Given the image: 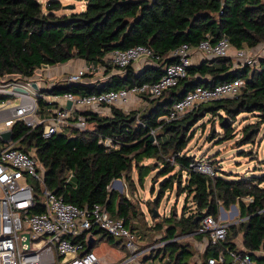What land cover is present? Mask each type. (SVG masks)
<instances>
[{"label": "trees", "instance_id": "trees-1", "mask_svg": "<svg viewBox=\"0 0 264 264\" xmlns=\"http://www.w3.org/2000/svg\"><path fill=\"white\" fill-rule=\"evenodd\" d=\"M61 8L56 0L48 1L44 8L39 0H0V81L14 76L30 79L42 66L62 65L74 59L107 65L104 58L112 51L138 45L151 48L159 57L155 66L139 73H134L130 65L123 75H112L100 84L59 81L39 91L43 96H91L155 83L172 62L169 53L183 44L195 47L206 39L214 44L225 37L230 50L237 51L264 43V0H86L84 11L57 15ZM235 80L244 83L236 97L202 104L174 121L162 120L188 92ZM148 102L144 110L128 113L111 106V117L80 111L76 116L85 118V130L69 127L49 139L41 137V128L30 130L15 123L11 127L12 146L32 154L43 167L47 190L78 208L104 205L112 218L122 220L140 240L135 222L138 216L143 218V213L135 209L128 196L110 190L111 183L124 179L133 194L131 173L136 171L137 183L143 187L154 168L155 175L163 180L158 183L154 210L149 211L151 218L166 192L176 187L179 196L184 194L185 203L193 209L185 207L180 217L171 213L162 224L147 225L163 229V236L140 248L160 245L142 256V263L166 260L165 264H196L193 258L197 256L205 264L207 258L217 256L221 246L209 245L200 254L193 240L200 241L202 236L190 235L200 231L204 218L217 220L220 206L227 209L237 204L241 221L229 225L223 245L236 251L235 241L240 237L243 250L239 253L264 264V173L232 179L230 173L209 161L215 174L210 177L193 172L190 164L194 158L184 153L191 130L206 116L218 118L223 131L221 142L233 137V123L240 114L257 117V125L264 123V59L242 68L236 67L234 56L206 60L189 67L176 87ZM38 103L42 112L44 100L38 99ZM252 128L248 125L242 129L240 146L254 142ZM105 141H110L111 147H105ZM5 146L0 140V148ZM144 160L156 163L144 165ZM92 234L117 247L121 244L100 230ZM92 248L85 244L84 252ZM260 252L263 256H258ZM130 256L125 255L124 260Z\"/></svg>", "mask_w": 264, "mask_h": 264}, {"label": "built area", "instance_id": "built-area-1", "mask_svg": "<svg viewBox=\"0 0 264 264\" xmlns=\"http://www.w3.org/2000/svg\"><path fill=\"white\" fill-rule=\"evenodd\" d=\"M230 48L231 45L225 37L214 44L210 39L201 41L195 47L183 44L169 53L168 59L172 62L166 66L165 73L155 83L91 96L66 94L47 98L39 93L34 78L25 79L24 84H0V95L17 100V104L12 107L9 103L2 102L5 106L0 111L8 113L3 131L11 130L15 123H22L30 130L41 128V137L49 139L69 127L85 130V118L76 116V113L101 106L125 104L131 97L137 100L159 99L166 90L176 87L186 77L188 68L192 66L191 56L194 52H201L210 60L227 57ZM251 51L252 49L246 48L236 51V67L255 65L256 57ZM158 60L159 57L152 49L144 45L114 50L109 54V64L119 71L120 75L124 73L125 68L135 63L155 66ZM106 69L107 65L90 64L66 75L60 82L81 84L88 75H101ZM53 83L47 88L52 87ZM243 86V81L235 80L212 89L198 87L174 103L169 114L162 120L174 121L202 104L234 98L240 94ZM38 99H43L44 104H47L46 114L41 112ZM9 101L10 98L6 102ZM67 102H71L70 109L66 108ZM55 104L57 106H50ZM103 144L105 147H111L110 141ZM5 145L0 148V264H133L137 257L157 247L140 251V236L126 228L122 220L112 218L104 205L78 208L65 203L61 197L47 190L44 185V169L32 154L15 149L12 142ZM190 169L210 177L215 175L212 166L201 159H194ZM35 208H42V211L31 212ZM229 225L219 218L214 220L212 217H206L202 221L200 231L190 235L202 236L203 241L197 244L200 246L197 249L200 254H203L209 245L221 246L217 256L207 258L205 264H223L226 257H229L230 264H258L249 254L233 251L223 245ZM96 229L113 238L124 239L131 256L124 262L118 260L108 263L103 254L100 255L94 249L96 236L92 231ZM75 239L78 240L74 242ZM90 239L93 240V248L84 252V245L88 246ZM198 259L194 258L196 264H201ZM165 261L151 262L165 264Z\"/></svg>", "mask_w": 264, "mask_h": 264}, {"label": "rangeland", "instance_id": "rangeland-1", "mask_svg": "<svg viewBox=\"0 0 264 264\" xmlns=\"http://www.w3.org/2000/svg\"><path fill=\"white\" fill-rule=\"evenodd\" d=\"M48 1L51 0H39L43 8ZM56 1H59L62 4L61 10L59 12H56L57 15L80 13L84 11L86 5V0ZM67 6H72L73 9H63V7ZM39 74H41V72L37 70L35 72V79H38L37 75L39 76ZM11 83L24 84L25 81L24 79H20L15 76L5 77L0 81V84L4 85ZM6 98L8 97L0 95V109L5 106L2 102L3 99ZM9 98L11 99V101H4L5 104L9 103L10 107L15 106L17 104V100H15L13 97ZM42 113H47L46 105L43 106ZM7 114V112L0 111V132L3 131V128H5V118H7ZM257 121V117L251 116L249 114L238 115L233 123V137L221 142L223 131L221 129V125L219 124L218 118L206 116L201 121H199L191 130L189 134L191 140L184 153H186L188 156L193 157L194 159H201L208 163L210 161L213 164L216 163L215 166H219L220 171L230 173L232 175V179L240 178L242 176L249 177L250 175H261L264 173V123L257 125L259 123ZM248 125L253 126L252 133L255 134L254 142L249 145L240 146L238 144V141L242 139L241 131L245 126ZM16 146L17 145H14V147ZM154 163H156L154 160L143 161L144 165H152ZM151 169V172L143 181V187L139 186L137 183L136 171H133L131 173L132 183L135 187V191L133 192V194L131 193L130 183L126 182L124 179L120 180L121 186L115 185L112 182L109 187L110 190H116L119 193L128 196L132 201L135 209L139 213H143V218H145V220L142 217L138 216L139 220L136 219L138 221L135 222L137 231L142 235V239L139 240V242L142 243L140 248L145 247V244L151 245V242L160 241L161 237L163 236V229L158 231L157 229L148 228L147 225L153 226L155 225V223L160 222L162 224L163 219H169L171 213H175L176 217H180L185 207H187V209L191 207L190 203H185V195L183 194L179 196L177 194V188L174 187L172 191L166 192L163 198L160 199V204L156 211L158 213V217L151 218L149 211L154 210V202L157 199L158 194V183L163 180V178H158L157 175H155L156 170H154V168ZM32 185L34 184L32 183ZM262 185L264 186V184ZM191 209L193 208L191 207ZM221 209H223V212L221 211ZM186 215H189V212H187ZM218 218L232 225L239 223L240 220L238 205H231L227 209H224L222 206H220ZM135 234L139 236L137 233ZM184 238L187 237H182L179 239L181 240ZM115 240L121 242L118 247L111 243H108L106 239L100 238V235H96L95 237L94 249L96 252H99V254H103L108 263L117 261V258L119 257L121 252L123 255H131L125 246L124 239L121 240L119 238H115ZM193 242L195 241L193 240ZM142 250H145V248H143ZM194 258L198 259V257ZM226 258V261L230 262L229 257ZM137 263L152 264L151 261L142 263V257L140 256L137 259Z\"/></svg>", "mask_w": 264, "mask_h": 264}, {"label": "crops", "instance_id": "crops-1", "mask_svg": "<svg viewBox=\"0 0 264 264\" xmlns=\"http://www.w3.org/2000/svg\"><path fill=\"white\" fill-rule=\"evenodd\" d=\"M251 52H252V54H254L256 59L257 58L258 59H264V43L260 44L259 46L255 47L254 49H252ZM235 53H236V51L230 50L229 56L233 57V56H235ZM109 54L104 59L108 62L107 65L110 67V70L106 69L104 71V73H102L101 75H97V76L88 75L84 79L83 84H85V85H96V84H100V83L104 82L106 79H108L112 75H120L119 71H117L116 69L111 67V65L109 64ZM206 60H208V59L201 52L196 51L191 56L192 66H199L200 64H202ZM88 65H90V64H86V62L83 60L74 59V60H71L68 63L62 64V65H56V66H52V67L47 66V68L41 67V69L38 70L41 72V74H39V76L37 75L38 79H35V75L32 78H34V80L37 81L36 82V84L38 86L37 88L39 89V91H41L42 89L47 88V86L51 85V83L60 81V79L65 77L66 75L74 73V72L78 71L79 69L86 67ZM145 67H148V66L143 65L141 62H138V63H135L132 65V69H133L134 73H139ZM123 74L124 73H121V75H123ZM46 97L50 98V96H46ZM148 103L149 102L147 99L137 100L136 98L131 97L127 103L114 105L113 107L128 113L130 111H139L141 109L144 110L146 107H148ZM45 105L47 106V104H45ZM50 106L55 107V106H57V104L50 105ZM50 106H48V107L51 108ZM110 107L111 106H101V107H98V108L91 110V111L96 112L99 116L111 117ZM202 241H203V239H201L200 241H195L194 244H195V250L196 251H198L197 249H199V247H200L197 244H201ZM198 242H200V243H198ZM235 243H236V249H237L236 252H239V250L242 251L243 250L242 239L239 237L235 241ZM142 256H144V255H142ZM142 256H140V257H142ZM258 256H263V253H261V252L258 253ZM124 257H125V255H123L121 252L119 257L117 258V261L120 260L119 262H123ZM137 259H138V257H137ZM137 259H136V261H134L132 263L133 264H139V263H137Z\"/></svg>", "mask_w": 264, "mask_h": 264}, {"label": "water", "instance_id": "water-1", "mask_svg": "<svg viewBox=\"0 0 264 264\" xmlns=\"http://www.w3.org/2000/svg\"><path fill=\"white\" fill-rule=\"evenodd\" d=\"M63 9H73L72 6H67V7H63ZM43 68H47V66H42ZM34 88L36 89V86L34 85ZM18 91H22V92H25L23 89H18ZM71 107V102H67L66 103V108L67 109H70ZM0 140L2 143L4 144H8L12 141V133H11V130H7V131H2L0 132ZM152 140V139H151ZM113 183L115 185H120V180H114ZM221 211L223 212V210L221 209ZM158 217V213L155 211L154 214H153V218H157ZM241 221V220H240ZM239 221V222H240ZM182 238V237H181ZM92 244H93V240L90 239L89 242H88V248L91 249L92 248Z\"/></svg>", "mask_w": 264, "mask_h": 264}]
</instances>
